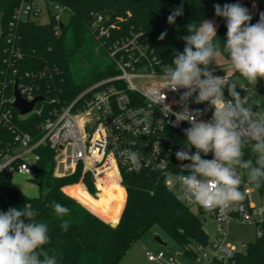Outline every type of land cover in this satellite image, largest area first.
<instances>
[{
	"label": "trees",
	"instance_id": "trees-1",
	"mask_svg": "<svg viewBox=\"0 0 264 264\" xmlns=\"http://www.w3.org/2000/svg\"><path fill=\"white\" fill-rule=\"evenodd\" d=\"M21 0H0V66H5L6 28L12 18L13 10ZM66 6L71 15L66 23L50 15L47 23L30 20L19 28V46L23 57L15 64L19 73L50 68L52 78L40 81L38 94L58 98V106L73 101L80 93L104 77L115 74L106 46L116 37L134 31H143L146 41L161 59L162 63L172 67L176 52H182L185 42L182 37L188 35L186 26L203 19L216 18L218 21L217 41L223 49L226 40V19L215 15L216 4L239 3L246 7L252 16L251 23L258 22L264 13V0H252L256 5L251 10L250 0H48ZM183 14L176 17L174 24L167 22L173 10L181 8ZM96 15H102L109 27V37L97 39L93 23ZM167 35L159 39L161 33ZM222 56L229 64L227 54ZM213 64L210 66V68ZM50 89H46L48 84ZM12 86L4 90L9 97ZM226 98L227 87L224 89ZM264 110V102L259 104ZM1 92H0V111ZM13 123L20 129L31 133L37 140L42 132L39 127L43 115L31 114L20 117L14 111ZM0 127L1 138L10 141L12 135ZM252 143V142H251ZM251 145V144H250ZM244 149L245 159L251 158V147ZM39 159L32 168V177L40 184L37 197L23 193L12 181L13 173L7 169L0 172V212L10 207L23 208L31 204L38 215L36 219L48 225L50 241L45 249L57 256L58 264H124L122 256L141 236L158 225L169 238L179 245L191 259L195 256V245L205 246L209 234L206 224L189 205L177 199L165 186L163 176L154 171L123 172L122 183L126 189V201L118 203L121 212L116 216L117 225L109 222L88 209L76 198L68 195L62 188L77 183L83 176L88 191L95 188L89 175H82L78 166L73 173L63 176L53 175L55 151L47 144L37 148ZM117 183H106L103 187ZM121 187V186H120ZM244 185L240 186L242 192ZM264 199V183L257 188ZM102 193H107L103 192ZM117 194V193H116ZM122 195V187H121ZM120 200H122L120 198ZM55 201L67 207L69 212L62 219L57 217L52 207ZM247 201V196L243 202ZM123 209V210H122ZM203 214V211L199 210ZM121 214V215H120ZM120 216V217H119ZM62 220L69 221L65 232L61 228ZM232 264H264V227L261 236L247 242L241 252H236ZM212 264H224L213 262Z\"/></svg>",
	"mask_w": 264,
	"mask_h": 264
},
{
	"label": "built area",
	"instance_id": "built-area-1",
	"mask_svg": "<svg viewBox=\"0 0 264 264\" xmlns=\"http://www.w3.org/2000/svg\"><path fill=\"white\" fill-rule=\"evenodd\" d=\"M63 9L68 8L54 1L21 0L13 10L7 25V47L3 58L5 66H0V127L6 132L9 131L12 137L10 141L1 138L0 172L7 169L12 173L32 176V168L40 157L37 148L47 144L55 151L56 164L63 165L62 174L73 173L81 166L82 175H89L96 188V197L100 186L106 183H117L120 186L123 172L150 170L160 173L165 180L162 171L157 168L162 159L168 160V171L181 174L180 165L191 162L177 160L175 153L181 149L191 153L196 151L194 147L190 150L185 147L184 129L190 127L189 122H178L174 115L175 112L183 111L180 96L185 90L172 92L164 89L167 82L163 77L170 66L162 63L155 54L143 31H134L112 39L106 49L115 74L92 84L70 103L58 106V98L38 94L40 81L52 78L50 68L19 73L15 64L23 57L19 46L20 26L27 21L36 20L43 13L49 17L54 15L61 21L58 13ZM105 21L102 15L95 16L93 26L98 33L97 39L108 38L110 35L109 27L104 25ZM228 69V65H225L210 70L219 72ZM16 84L20 95L26 101H31L36 96L42 97L26 114H20L14 105ZM9 85L12 86V92L7 97L4 90ZM51 86L49 83L46 89L49 90ZM260 90L261 97L254 93L246 95L254 111L260 109L259 104L264 102V84ZM160 92L166 96L164 101ZM195 95L188 102L189 109H200L202 115L198 119L210 120L213 110L207 102L196 104ZM257 100L258 103H255ZM164 105L170 106L172 110L167 116L164 114L167 111ZM14 111H17L20 117L43 115L39 125L42 134L37 140H34L31 133L13 123ZM126 150L140 155L141 166L138 170L127 159ZM201 155L203 157V154ZM203 158L211 159L213 154L209 153ZM237 172L240 175L239 169ZM241 180L247 201L242 202L236 211L229 212L226 216H221L218 210L209 212L194 203L182 201L174 194L178 200L190 207L195 206L197 211H203V214L214 222L208 243L194 248L195 256L192 260L195 264H232L231 259L238 252L236 246L228 239L233 223H254L257 237L262 235L264 201L255 204L252 201L255 190L247 187L242 177ZM205 219L207 223L208 219ZM145 254L147 259L155 264H176L172 257L165 258L163 251L157 254L146 251Z\"/></svg>",
	"mask_w": 264,
	"mask_h": 264
},
{
	"label": "clouds",
	"instance_id": "clouds-1",
	"mask_svg": "<svg viewBox=\"0 0 264 264\" xmlns=\"http://www.w3.org/2000/svg\"><path fill=\"white\" fill-rule=\"evenodd\" d=\"M215 15L226 19V40L223 49L217 41L214 22L203 19L199 24L189 23L188 35L182 37L185 47L176 52L172 67L165 73L164 89L172 92L184 89L180 100L183 111L175 112L176 120L187 121L190 127L184 129L186 142L184 149L175 153L181 164V174L167 170L168 160L162 159L157 168L165 177V186L180 200L194 203L204 210L219 211L221 216L236 211L245 199L240 190L241 176L237 169L247 170L250 183L259 188L264 183V111L253 110L249 98L241 96L237 86L244 88L238 80L229 81L226 76L214 75L210 66L227 54L228 67L238 73L249 86H255L258 79H264V13L258 22L251 23L252 16L239 3L214 6ZM183 14L182 7L172 11L167 17L174 24L176 17ZM167 35L161 33L159 39ZM227 87L226 98L224 89ZM195 95L194 102H207L213 110L210 120L198 119L200 109L190 110L188 102ZM162 101L166 99L160 92ZM167 116L172 110L164 105ZM251 141V158L245 159L244 149ZM209 153L213 158L206 159ZM203 154V157L202 155ZM127 159L135 169L141 166V157L136 152L126 150ZM186 173V174H185ZM57 217L63 218L69 209L52 202ZM38 213L31 204L24 207H10L0 212V264H58L57 256L46 249L50 241L49 228L36 219ZM61 228L67 231L69 221L62 220Z\"/></svg>",
	"mask_w": 264,
	"mask_h": 264
},
{
	"label": "rangeland",
	"instance_id": "rangeland-1",
	"mask_svg": "<svg viewBox=\"0 0 264 264\" xmlns=\"http://www.w3.org/2000/svg\"><path fill=\"white\" fill-rule=\"evenodd\" d=\"M250 1H251L252 13H255L256 5L252 0H250ZM70 15H71V11L69 9H63L62 11H60L58 13V17L60 18L61 22H63V23H66L68 21ZM208 20L214 22L216 27L218 26V21L216 18H209ZM36 21L38 23H42V24L47 23L49 21V16L46 13H43L41 16H39L36 19ZM225 65L227 67L228 62L226 61V59L223 56H221L218 59V61L216 62V64H215V62L213 63V66L211 68H214V66L215 67L216 66H223L224 67ZM213 74L214 75H220L221 77L226 76L229 81L238 80L240 84L244 85L243 89H241L239 86H237V89H236L241 94L242 97H243V95H249V94H253V93L256 94L258 97L262 96V94H261L262 92L260 89H261L262 85L264 84V79H258V82L255 86H249L247 84V82L244 81L243 78L239 76L238 73L233 72L231 69H228L226 71L223 70V71H219V72H213ZM198 108H200V107H198ZM257 110H260V109H257ZM250 144H251V142L248 143V146ZM62 172H64L63 165L57 163L54 167L53 175H55V176L66 175V174H62ZM239 173H240L243 181L245 182V184H247V187H250V188L255 190V192L252 194V201L255 204H260L261 202H263L264 199L259 195V193L257 191V187H255L254 184L249 182L248 176H247V170L239 169ZM32 179H34V177L29 176V175H23V174H20L17 172L13 173V175H12V181L17 186V188H19L27 196L37 197L40 193L41 186H40V184L33 182ZM75 184H81L83 186L85 185V189L88 192V194L91 195L95 199L97 198L95 195L96 194L95 186H94V188H95L94 193L88 191L87 186L85 184V180H83V176ZM75 184H73V185H75ZM73 185H68V187L70 188ZM110 186L109 187L100 186V190L103 192L111 191V192L116 193L115 189L113 188L114 185L112 187H110ZM120 186L122 187V195L119 194L117 196L123 200V203L125 205L126 189H125L123 183H121ZM68 187L65 186L62 189L65 191V188H68ZM123 189L125 191V201L123 199L124 198ZM84 206H86V205H84ZM87 208L90 209L89 207H87ZM102 209L104 211H107V210H109V206L106 204L102 205ZM191 210L195 214H197L201 219H204V218L208 219L207 223L204 224V228L207 231V233L210 236H212L213 224H214L213 220L209 216L199 213L195 206H191ZM120 212L121 211L115 212L116 214L114 213L112 215V219H115L116 216ZM118 220L116 222H118ZM107 222H109V221H107ZM256 237H257L256 226L254 223H250V222L233 223L230 227V231H229V235H228L229 241L233 245L236 246V250L238 252L243 251L245 248V244L247 242L254 241L256 239ZM157 238H159L161 240V242H163V243L159 242L157 240ZM197 247H199V246L195 245V248H197ZM146 251H152L154 254H157L159 251H163L165 254V258L172 257L173 261L176 264H195V262L185 254L184 250L179 245H177L175 242H173L169 238V236L158 225H154L150 229L149 232H147L143 236H141L131 247H129L124 252V254L122 256V262L124 264H155V263H153L147 259L146 254H145Z\"/></svg>",
	"mask_w": 264,
	"mask_h": 264
},
{
	"label": "crops",
	"instance_id": "crops-1",
	"mask_svg": "<svg viewBox=\"0 0 264 264\" xmlns=\"http://www.w3.org/2000/svg\"><path fill=\"white\" fill-rule=\"evenodd\" d=\"M65 191L70 196L76 198L79 202L89 207L94 213H96L106 221L114 222L115 219H112V215L115 213V211H121V208L118 209L117 205L118 203L123 202V200H120V197L117 196L119 194H116L114 192L108 191L107 193H102V191L100 190L97 193V198L95 199L88 194L85 187L81 184H75L70 188H65ZM105 204L109 206V210L107 211H104L102 209V205Z\"/></svg>",
	"mask_w": 264,
	"mask_h": 264
},
{
	"label": "water",
	"instance_id": "water-1",
	"mask_svg": "<svg viewBox=\"0 0 264 264\" xmlns=\"http://www.w3.org/2000/svg\"><path fill=\"white\" fill-rule=\"evenodd\" d=\"M14 94H15V101H14V105L18 108L20 114H26L28 112H30L35 104V102L37 100H40L42 97L41 96H36L33 100L31 101H26L24 98H22V96L19 93L17 84L14 87ZM255 103H258V100L255 101ZM33 182L37 183L36 179H32ZM203 221L206 223V219L204 218ZM110 225L112 227H115L117 225V222H109ZM157 240L159 242H161V240L159 238H157ZM163 243V242H161Z\"/></svg>",
	"mask_w": 264,
	"mask_h": 264
},
{
	"label": "bare ground",
	"instance_id": "bare-ground-1",
	"mask_svg": "<svg viewBox=\"0 0 264 264\" xmlns=\"http://www.w3.org/2000/svg\"><path fill=\"white\" fill-rule=\"evenodd\" d=\"M113 185H111L110 187H112ZM113 188L115 189V191H116V193L117 194H120L121 195V187L119 186V185H114L113 186ZM123 196H124V201H125V191H124V194H123ZM116 212V211H115Z\"/></svg>",
	"mask_w": 264,
	"mask_h": 264
}]
</instances>
